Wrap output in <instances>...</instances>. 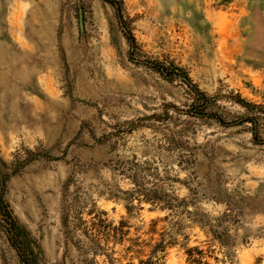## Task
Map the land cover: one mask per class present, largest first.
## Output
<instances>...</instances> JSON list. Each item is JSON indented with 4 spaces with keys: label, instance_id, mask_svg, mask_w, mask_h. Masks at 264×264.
<instances>
[{
    "label": "rangeland",
    "instance_id": "374dc122",
    "mask_svg": "<svg viewBox=\"0 0 264 264\" xmlns=\"http://www.w3.org/2000/svg\"><path fill=\"white\" fill-rule=\"evenodd\" d=\"M114 1L0 0V196L35 264H264V0Z\"/></svg>",
    "mask_w": 264,
    "mask_h": 264
},
{
    "label": "trees",
    "instance_id": "16d2710c",
    "mask_svg": "<svg viewBox=\"0 0 264 264\" xmlns=\"http://www.w3.org/2000/svg\"><path fill=\"white\" fill-rule=\"evenodd\" d=\"M114 5H118L117 1L110 0ZM126 36L131 44L136 45L135 36L132 35V32L129 30L126 31ZM159 71L167 77L169 80H174L175 75L173 72H167L166 68L162 66L158 67ZM178 68L174 69V73H178L176 71ZM179 70H182L179 68ZM180 74L183 80L188 83L191 89L197 95V99H199L198 113H206L207 109V101L208 95L205 91L201 90L199 85L193 82L190 78L189 74L186 71H181ZM239 102L243 106H250V102H247L244 99H240ZM254 105V104H253ZM0 221L5 222V236L8 242L17 250L18 255L21 259L22 264H35L36 263V247L32 242L29 234L25 230V228L19 223L17 218L13 215V212L3 197L0 196Z\"/></svg>",
    "mask_w": 264,
    "mask_h": 264
},
{
    "label": "water",
    "instance_id": "95a60500",
    "mask_svg": "<svg viewBox=\"0 0 264 264\" xmlns=\"http://www.w3.org/2000/svg\"><path fill=\"white\" fill-rule=\"evenodd\" d=\"M80 25H81V28L84 27V14L82 11L80 12Z\"/></svg>",
    "mask_w": 264,
    "mask_h": 264
}]
</instances>
